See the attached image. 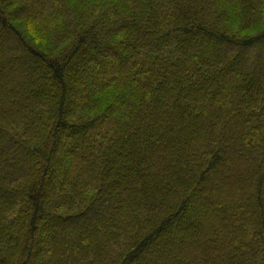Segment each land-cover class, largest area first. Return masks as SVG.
Masks as SVG:
<instances>
[{"label": "trees", "instance_id": "obj_1", "mask_svg": "<svg viewBox=\"0 0 264 264\" xmlns=\"http://www.w3.org/2000/svg\"><path fill=\"white\" fill-rule=\"evenodd\" d=\"M0 264H264V0H0Z\"/></svg>", "mask_w": 264, "mask_h": 264}]
</instances>
